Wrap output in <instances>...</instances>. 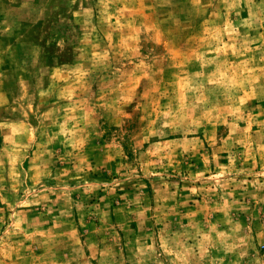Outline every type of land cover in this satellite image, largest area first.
I'll return each instance as SVG.
<instances>
[{
    "label": "rangeland",
    "instance_id": "1",
    "mask_svg": "<svg viewBox=\"0 0 264 264\" xmlns=\"http://www.w3.org/2000/svg\"><path fill=\"white\" fill-rule=\"evenodd\" d=\"M0 264H264V0H0Z\"/></svg>",
    "mask_w": 264,
    "mask_h": 264
}]
</instances>
